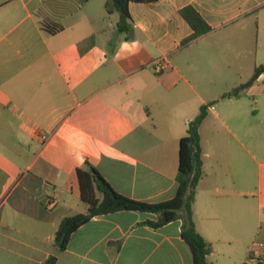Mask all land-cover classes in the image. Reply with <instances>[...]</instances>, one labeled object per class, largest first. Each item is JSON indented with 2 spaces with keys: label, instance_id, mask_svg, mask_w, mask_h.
Masks as SVG:
<instances>
[{
  "label": "crops",
  "instance_id": "1",
  "mask_svg": "<svg viewBox=\"0 0 264 264\" xmlns=\"http://www.w3.org/2000/svg\"><path fill=\"white\" fill-rule=\"evenodd\" d=\"M106 1L0 0V264H193L183 211L157 227L150 212L96 215L64 249L54 238L63 217L86 212L85 161L123 196L172 198L179 139L213 100L194 227L209 264L264 261V71L220 98L264 63V0L129 2V34ZM186 6L210 30L183 43Z\"/></svg>",
  "mask_w": 264,
  "mask_h": 264
},
{
  "label": "trees",
  "instance_id": "2",
  "mask_svg": "<svg viewBox=\"0 0 264 264\" xmlns=\"http://www.w3.org/2000/svg\"><path fill=\"white\" fill-rule=\"evenodd\" d=\"M156 1L158 0H107L105 8L109 13L118 12L117 30L120 33L129 34L132 31V24L127 9L128 3ZM180 13L193 29V33L183 40V43L189 42L210 30L209 25L192 7L186 6L180 10ZM43 25L49 32H56L62 28L61 25L52 21H45ZM262 71H264V63L254 69L248 80L223 93L220 98L239 96L241 91L250 86ZM214 102L215 100L200 106L198 114L188 122L186 134L179 139L177 187L174 196L170 199L157 203H148L128 198L116 192L90 162L85 161L82 166L77 167L76 176L79 184V195L81 201L86 204L87 209L85 213L68 215L61 219L54 238L57 248L60 250L64 249L70 235L79 226L96 215L120 210L150 212L156 214L157 219L148 223L157 227L169 221L177 220L180 218L179 212L183 211L181 216V237L190 247L193 264H209L207 255L211 251V246L195 230L191 206L194 201L197 183L203 174L199 126L207 114L208 107ZM55 260L56 257L51 255L43 264H54ZM258 262L259 264H264V261ZM241 264L252 263L249 259Z\"/></svg>",
  "mask_w": 264,
  "mask_h": 264
},
{
  "label": "built area",
  "instance_id": "3",
  "mask_svg": "<svg viewBox=\"0 0 264 264\" xmlns=\"http://www.w3.org/2000/svg\"><path fill=\"white\" fill-rule=\"evenodd\" d=\"M52 197H53V196H52ZM52 202H53V199H52V198H49L48 201H47V204H48V205H51ZM251 263H252V264H259V262H258L257 260H254V259L251 260Z\"/></svg>",
  "mask_w": 264,
  "mask_h": 264
}]
</instances>
